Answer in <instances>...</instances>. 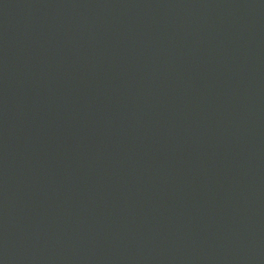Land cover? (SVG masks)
Listing matches in <instances>:
<instances>
[{
    "label": "water",
    "instance_id": "water-1",
    "mask_svg": "<svg viewBox=\"0 0 264 264\" xmlns=\"http://www.w3.org/2000/svg\"><path fill=\"white\" fill-rule=\"evenodd\" d=\"M0 264H264V0H0Z\"/></svg>",
    "mask_w": 264,
    "mask_h": 264
}]
</instances>
